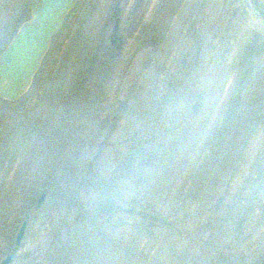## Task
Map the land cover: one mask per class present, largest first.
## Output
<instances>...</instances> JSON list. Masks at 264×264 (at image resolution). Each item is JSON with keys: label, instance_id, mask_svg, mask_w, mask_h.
Wrapping results in <instances>:
<instances>
[{"label": "rangeland", "instance_id": "1", "mask_svg": "<svg viewBox=\"0 0 264 264\" xmlns=\"http://www.w3.org/2000/svg\"><path fill=\"white\" fill-rule=\"evenodd\" d=\"M35 1L0 0V50ZM7 254L264 264V0H77L0 97Z\"/></svg>", "mask_w": 264, "mask_h": 264}, {"label": "water", "instance_id": "2", "mask_svg": "<svg viewBox=\"0 0 264 264\" xmlns=\"http://www.w3.org/2000/svg\"><path fill=\"white\" fill-rule=\"evenodd\" d=\"M77 0H37L30 7V16L21 21L12 37L0 50V97L17 100L30 87L46 53L52 36L64 23V17ZM258 14L259 12L253 8ZM47 189L39 193L35 208L43 203ZM28 214L15 232L19 244L28 224ZM12 254L3 257L1 264H8Z\"/></svg>", "mask_w": 264, "mask_h": 264}]
</instances>
